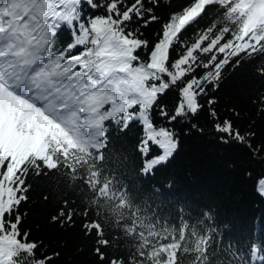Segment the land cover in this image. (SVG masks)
Segmentation results:
<instances>
[{"label":"trees","instance_id":"16d2710c","mask_svg":"<svg viewBox=\"0 0 264 264\" xmlns=\"http://www.w3.org/2000/svg\"><path fill=\"white\" fill-rule=\"evenodd\" d=\"M203 1L193 0L201 15L182 31L181 40L203 38L201 52L207 48L217 55L223 48L232 58L253 33L261 36L257 44L237 52L239 67L225 68L221 86L213 93L221 118L233 119L242 132L255 122V148L264 141V115H258L251 103L253 90L264 86V79L256 75L264 67V25L245 30L242 0H213L207 5ZM188 3L159 0L154 8L159 22L142 28L143 38L154 43L163 23ZM60 39L65 42L71 36L62 31ZM178 51L179 46L173 58ZM48 55L46 49L34 53L33 68L25 66L24 57H16L15 63L42 74L50 63L43 59ZM50 81L61 89L68 83ZM75 96L84 98L77 89ZM174 96L169 92L163 102L171 107ZM227 109H235L240 118ZM206 112L205 108L190 122L174 125L177 150L154 173L146 174L149 170L143 172L137 152V123L122 131L120 117L100 108L99 126L66 130L40 110L55 127L43 140L45 151L27 159L26 168L40 174L28 179L29 200L20 208L23 229L49 252L59 251L55 264H264V195L257 190L258 180L264 178V151L254 155L243 145L221 143ZM153 118L167 126L155 113ZM157 154L160 150L153 147L151 155ZM65 202L73 225L62 228L50 217Z\"/></svg>","mask_w":264,"mask_h":264},{"label":"snow or ice","instance_id":"6c2138e0","mask_svg":"<svg viewBox=\"0 0 264 264\" xmlns=\"http://www.w3.org/2000/svg\"><path fill=\"white\" fill-rule=\"evenodd\" d=\"M158 4L159 0H0V264H55L60 256L22 227L20 208L29 200V176L40 174L26 168L27 159L40 156L41 142L55 126L50 127L51 121L28 100L6 90L15 86L28 95L32 90L26 77L25 82L17 80L19 65L12 57L46 49L49 55L43 59L50 61L45 66L49 80L67 81L65 86L77 89L86 102L109 116L118 115L122 131L137 123L141 128L137 152L142 167L149 170L146 174L154 173L177 150L174 125L190 122L205 108L221 143L243 145L254 155L264 151V141L253 148L254 121L242 132L233 119L221 118L216 111L213 93L221 86L223 70L239 67V53L228 58L221 48L212 55L207 48L200 51L203 38L181 40L182 31L201 15L193 0L170 15L150 44L142 28L159 22L154 14ZM98 10L101 14H96ZM62 31L71 39L62 42ZM256 75L264 79V67ZM37 86L47 90L44 82ZM169 92L175 93L171 107L162 99ZM253 93L251 103L258 115H264V86ZM227 111L240 118L235 109ZM154 113L167 126L158 125ZM191 128L203 132L196 124ZM153 147L160 154L151 155ZM41 162L42 157L37 164ZM257 184L264 195V178ZM65 209L67 202L50 222L72 226ZM82 228L87 231L85 225Z\"/></svg>","mask_w":264,"mask_h":264},{"label":"rangeland","instance_id":"374dc122","mask_svg":"<svg viewBox=\"0 0 264 264\" xmlns=\"http://www.w3.org/2000/svg\"><path fill=\"white\" fill-rule=\"evenodd\" d=\"M212 1L213 0H204L203 3L207 5ZM242 3L244 5V11L247 12L245 30H254L259 25H264V0H242ZM260 37V35L253 33L251 35V41L241 43L234 52L237 53L246 50L249 46L257 44ZM11 59L15 62L16 57H12ZM16 64L19 65L18 63ZM16 73L17 80L20 82H25V77L27 78L26 82L31 85L32 88L31 94H25L22 89L15 86H9L6 90L13 94H21L24 99L28 100L30 104H33L35 108L49 114L62 128L71 130L76 126L81 127L82 125L97 127L102 122V115L99 113L100 108L94 107L91 103L86 102L87 97L79 100V97L75 96V89L69 91L66 87L62 89L57 87L55 82L48 79L47 72L36 74V72H30V70L23 69L19 65V67L16 68ZM52 80L54 81L56 79ZM41 82L46 83V91L44 89L41 90V87H39L40 91L35 88ZM36 95H40V100L37 101L38 103L34 101ZM85 113L86 115H84ZM43 140L39 148L40 155L44 150ZM92 146L95 147L96 145L92 144ZM147 171L148 169L143 168L144 173Z\"/></svg>","mask_w":264,"mask_h":264}]
</instances>
